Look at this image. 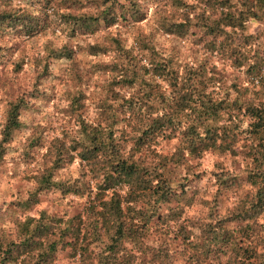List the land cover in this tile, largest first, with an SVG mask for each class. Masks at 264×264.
I'll return each instance as SVG.
<instances>
[{
  "label": "trees",
  "instance_id": "1",
  "mask_svg": "<svg viewBox=\"0 0 264 264\" xmlns=\"http://www.w3.org/2000/svg\"><path fill=\"white\" fill-rule=\"evenodd\" d=\"M18 1L23 7L0 0V31L31 37L41 30L40 14L27 6L30 0ZM94 1V12L62 13L60 18L72 30L115 29L106 32L105 46H88L92 54L115 53L110 63L96 64L110 76L106 97L97 103L99 115L93 120L75 114L76 130L65 141L49 137L43 152L48 164L30 176L34 190L17 205L30 208L37 194L49 188L90 200L71 216L44 210L25 214L16 221L13 237L1 229L0 264H52L64 247L79 250L84 259L88 238L101 245L94 253L96 264H129L127 245H141L155 222L178 226L179 240L199 253L175 252L170 233L165 239L163 234L164 245L158 243L153 258L157 264H264V56L255 47L257 34L247 28L250 21L264 20V0ZM160 2L168 10L159 6L152 14L163 33L184 39L192 35L203 50L226 60L224 67H243L244 84L237 86L233 77L222 88L215 62L203 56L197 64L181 65L155 46L150 32L137 31L128 42V29ZM51 52L54 58L65 56L62 49ZM16 59L11 70L18 72L21 59ZM249 89L261 92L244 96ZM71 103L77 109L80 96ZM27 105L28 99L17 95L7 107L0 160L13 131L22 126L19 114ZM41 135L32 137L30 145L39 144ZM238 143L249 159L239 174L191 164L208 151L235 154ZM74 160L79 176L59 180L56 169ZM242 184L247 186L238 191Z\"/></svg>",
  "mask_w": 264,
  "mask_h": 264
},
{
  "label": "rangeland",
  "instance_id": "2",
  "mask_svg": "<svg viewBox=\"0 0 264 264\" xmlns=\"http://www.w3.org/2000/svg\"><path fill=\"white\" fill-rule=\"evenodd\" d=\"M30 1L27 5L30 10H36L35 14L37 11L40 14L37 19L41 24V30L31 37L22 38L18 37L17 32L0 31V49L7 48L0 53V130L7 107L15 96H24L28 99V105L19 114L22 126L13 131L0 160V230L5 229L12 237L16 221L22 220L25 214L44 210L51 215L71 216L88 204L90 200L88 195L81 197L74 194L61 195L57 190L49 188L37 194V202L30 208L23 209L17 205L18 201L24 200L29 191L34 190L35 180L30 176L48 164L43 152L49 137L63 138L65 141V137L76 130L74 116L77 113L89 120L99 115L97 103L101 98L106 97L105 87L109 85L110 76L108 72L96 69V64L110 63L115 54L111 49L93 54L89 53L88 49L91 44L105 46L107 44L105 38H108L106 32H113L114 28L108 29L99 25L92 30L78 28L72 30L65 26L60 18L62 13L80 15L94 12L95 6L98 5L94 0ZM145 3H148V0ZM11 4L20 5V7L24 5L18 0H12ZM159 6L166 11L169 7L163 2L152 3L145 12V18L135 23V27L128 29L130 32L127 31L125 34L129 38L128 42L130 36L137 31L150 32L155 46L164 54L168 53L170 58L180 61L181 65L191 62L197 64L203 56H206L207 62H215L221 69L223 78L220 86L222 88L228 86L233 77H236L237 86L244 84L247 75L243 72V67H224L227 61L219 59L215 53L203 50L201 44L196 43L192 35L184 39L163 33L153 21L152 12L158 10ZM247 28L249 32L257 34L255 47L264 56V20L250 21ZM133 46L136 47V44L133 43ZM59 49L65 52V56L54 58L51 51ZM16 58L21 59L18 72L11 70L10 62ZM145 62L143 59L142 63ZM262 70L264 72V65ZM260 92V89L257 92L249 89L244 92V96L260 94ZM76 95L80 96V105L77 109H73L71 100ZM244 125L245 122L241 123V126ZM40 133L42 137L39 144L30 145V139ZM239 140L241 142L243 139ZM160 148L166 150L164 142L160 144ZM235 150V154L208 151L200 159L191 161V164L206 170L212 168L216 171L239 174L245 169L249 159L245 156L241 143L236 145ZM77 168V161L74 160L56 169V176L59 180H72L79 176ZM242 186L247 185H239L236 189L240 191ZM93 191L94 189H91V195ZM233 198L236 199L234 195ZM225 202L229 205V196ZM217 211L220 210L217 209ZM167 233H170L175 252H181L185 256L199 254L195 253L191 244L179 240L178 226L171 225L167 228L155 222L148 236L143 238L141 245L130 244L131 247L127 245V253L131 254L129 264H157L153 261L154 254L160 249L158 243L161 246L164 245ZM172 235L176 237L173 238ZM262 235L264 230L260 233V236ZM102 238L104 239V236ZM87 247L88 257L84 259L79 250L60 248L56 251L52 264H96L94 253L101 249V245L91 243L88 238ZM179 261L182 262L181 256ZM210 261L213 262V258ZM180 264L194 263L184 261ZM201 264H209V262L207 260Z\"/></svg>",
  "mask_w": 264,
  "mask_h": 264
}]
</instances>
